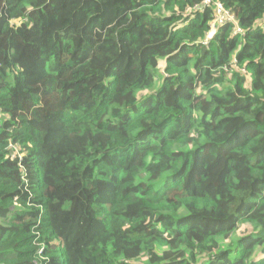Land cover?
<instances>
[{"label":"trees","instance_id":"1","mask_svg":"<svg viewBox=\"0 0 264 264\" xmlns=\"http://www.w3.org/2000/svg\"><path fill=\"white\" fill-rule=\"evenodd\" d=\"M201 1L0 0V264H264V0Z\"/></svg>","mask_w":264,"mask_h":264},{"label":"built area","instance_id":"2","mask_svg":"<svg viewBox=\"0 0 264 264\" xmlns=\"http://www.w3.org/2000/svg\"><path fill=\"white\" fill-rule=\"evenodd\" d=\"M213 7V15L211 20L209 21V29L206 33L205 38L202 40V43L208 45L212 39L215 38L217 31L220 27L225 25L233 26V34L234 35H244L245 30L240 24L239 17L228 9L222 2L219 0H202L199 4L194 6H188L185 10V14L189 15L194 11L198 10H205L207 7ZM193 17L194 15L191 14ZM264 28V26H263ZM38 236L39 233L37 232ZM44 247L42 246L38 249L37 252V260L35 261L36 264H41V262L45 259L43 256Z\"/></svg>","mask_w":264,"mask_h":264}]
</instances>
